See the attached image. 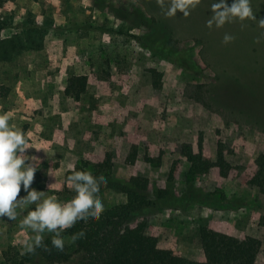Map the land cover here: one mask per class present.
Returning a JSON list of instances; mask_svg holds the SVG:
<instances>
[{
    "label": "rangeland",
    "instance_id": "rangeland-1",
    "mask_svg": "<svg viewBox=\"0 0 264 264\" xmlns=\"http://www.w3.org/2000/svg\"><path fill=\"white\" fill-rule=\"evenodd\" d=\"M215 2L201 0L189 16L178 11L167 17L168 0L163 9L157 0H0L3 34L31 21L46 31L44 48L0 62V111L11 112V123L29 134L27 152L42 161L40 167L32 157L40 167L32 187L47 190L45 196L71 201L74 195L58 196L51 187L65 181L69 165L95 164L106 152L114 156L113 177H146L151 198L172 170L175 195L134 213L128 223L146 217V232L157 237L159 247L193 260L203 258L202 226L253 236L261 241L255 264H264V195L245 182L264 154V28L251 20L207 27ZM258 2L252 0L259 20ZM226 33L235 37L228 44ZM153 68L161 73L160 88L153 87ZM80 74L88 81L75 100L64 88L68 77ZM199 134L212 160L217 140L223 143L234 167L227 177L216 168L188 174L189 163L177 148L195 143ZM131 145L138 155L128 164ZM159 151L158 165L144 160ZM100 199L106 209L125 202L126 195L103 187ZM34 208H18L14 221L0 219V263L4 250L21 253L22 242L35 235L20 223ZM52 264H79V255Z\"/></svg>",
    "mask_w": 264,
    "mask_h": 264
},
{
    "label": "trees",
    "instance_id": "trees-1",
    "mask_svg": "<svg viewBox=\"0 0 264 264\" xmlns=\"http://www.w3.org/2000/svg\"><path fill=\"white\" fill-rule=\"evenodd\" d=\"M261 9L264 18V0ZM4 28L5 23L0 22V62L11 61L24 50L45 47L46 31L33 21L25 29L10 35L3 34ZM150 71L153 87L160 88L161 73L154 68ZM87 81L85 74L68 77L64 88L65 94L78 100L86 89ZM177 152L189 163L188 174L192 176L206 174L216 168L221 177H227L234 170L224 157V145L220 139L217 140L215 160L205 153L201 134L195 143H180ZM162 154V151H159L155 156L144 155V160L158 165ZM137 155V146L131 145L126 162L133 164ZM113 159V154L106 152L104 158L95 164L81 161L66 171L64 182L57 183L54 188L51 187V192L58 196L61 194L75 196L74 191L68 188L66 183V177L74 169L91 174L94 179L103 177L108 182L106 187L126 195L125 202L108 206L99 221L86 225L78 224L71 232L63 233L69 240L83 233L85 240L76 246L65 243L64 251L61 253L52 247L51 239L54 234L50 233L43 240L47 250L45 247H39L33 254L21 255L15 248L10 247L2 252L3 259L0 264H31L34 259L48 264L67 262L73 253L79 255V264H255L261 246L258 238L249 235L236 237L207 226L200 227L198 231L203 250L201 260H193L172 249L159 247L157 237L146 232V217H140L133 224H129L128 221L134 213L146 211L161 200L175 195L172 170L168 173L166 184L162 187L156 186L153 190L154 198H151L147 194L149 181L146 177L133 175L124 181L113 177ZM254 164V170L246 173L245 182L256 187L259 193L264 195L263 153L256 157ZM184 194L180 198L181 201L186 199Z\"/></svg>",
    "mask_w": 264,
    "mask_h": 264
},
{
    "label": "clouds",
    "instance_id": "clouds-1",
    "mask_svg": "<svg viewBox=\"0 0 264 264\" xmlns=\"http://www.w3.org/2000/svg\"><path fill=\"white\" fill-rule=\"evenodd\" d=\"M163 9L166 0H157ZM201 0H168L165 16L175 17L182 12L184 17L191 14ZM212 16L207 21V27L213 25L217 28L235 20L241 22L251 20L264 28V18L257 19L252 8V0H233L231 6L227 0H218L211 5ZM235 39L233 35L225 34L223 43L228 44ZM260 42V38L257 39ZM13 117L9 111H0V219L7 217L14 221L17 219L18 208H27L35 205L21 220V227L28 229L35 235L22 242L21 255L33 254L39 247H45L43 234L47 231L53 233L51 244L54 249L63 252L65 239L63 233L71 232L78 224L97 222L105 211V205L100 199L101 188L107 186L103 177L94 179L91 174H84L72 170L66 177L68 188L75 193L74 198L66 204L59 202L56 195L45 196L47 191H38L32 187L35 173L40 169L42 161L35 155L28 154L31 149L29 134L22 127L11 123ZM35 157L39 161L37 167ZM69 168L73 166L69 165ZM21 185L26 193L20 196ZM19 197V199H18ZM83 233L71 238L69 241L76 246L85 240Z\"/></svg>",
    "mask_w": 264,
    "mask_h": 264
},
{
    "label": "crops",
    "instance_id": "crops-1",
    "mask_svg": "<svg viewBox=\"0 0 264 264\" xmlns=\"http://www.w3.org/2000/svg\"><path fill=\"white\" fill-rule=\"evenodd\" d=\"M217 2H218V0H216ZM228 1H230V0H228ZM262 1L263 0H259V2H258V5H259V8H260V13L262 14V9H261V4H262ZM231 2L233 3V0H231ZM231 2H227V3H229V5L231 6ZM208 11V10H207Z\"/></svg>",
    "mask_w": 264,
    "mask_h": 264
}]
</instances>
